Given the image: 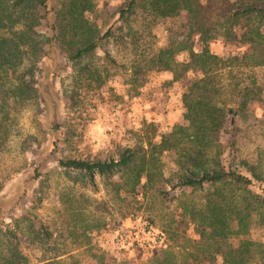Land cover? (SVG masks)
Listing matches in <instances>:
<instances>
[{"label":"trees","instance_id":"16d2710c","mask_svg":"<svg viewBox=\"0 0 264 264\" xmlns=\"http://www.w3.org/2000/svg\"><path fill=\"white\" fill-rule=\"evenodd\" d=\"M93 12V0H0V151L15 114L41 96L38 64L52 47L85 81L100 83L109 68L121 67L128 74L130 99L150 73H169L172 83H183L184 112L159 141L154 125L144 122L135 148L116 158L61 157L57 169L75 174L86 187H95L96 176L117 177L111 184L126 199L142 194L167 200L175 192H199L205 208L196 211L179 200L177 214L199 238L179 232L178 256L165 243L151 257L154 264H252L253 247L263 259L264 239L254 234L264 231V169L239 149L264 138V0H124L101 24L92 21ZM42 22H48L51 36L40 32ZM159 26L166 31L165 44L154 46L152 31ZM110 44L130 55L127 65L117 64ZM96 58L104 66L91 69L88 63ZM225 70L229 82L223 93L219 74ZM66 107L73 110L76 104ZM165 156L170 166L163 163ZM33 201L31 208L37 209L40 200ZM60 205L65 225L83 211L72 198H60ZM135 209L127 204L123 218L135 216ZM31 218L27 212L11 220L0 264H30L19 248V225L26 221L38 245H48L52 233L44 226H39L42 234L34 230ZM94 224V229L105 226ZM165 233L177 241V227ZM213 234L212 245L206 237ZM43 253L35 264H64V252Z\"/></svg>","mask_w":264,"mask_h":264},{"label":"rangeland","instance_id":"374dc122","mask_svg":"<svg viewBox=\"0 0 264 264\" xmlns=\"http://www.w3.org/2000/svg\"><path fill=\"white\" fill-rule=\"evenodd\" d=\"M123 2L93 0L92 21L101 24ZM48 22H42L40 28L46 37L52 34ZM152 34V45L165 44L163 26ZM107 49L118 65H127L129 54L119 53L113 44ZM185 56L181 54L179 58ZM97 59L88 63L91 69L104 66ZM38 66L42 68V74L37 76L41 96L15 114L9 137L0 151V247L11 220L27 212L31 213L34 230L42 234L39 226H44L52 233L48 245L42 247L34 240L28 221L19 225V248L30 264H35L46 249L64 252L60 258L64 264H154L151 257L165 243L177 255L176 245L182 241L179 232L186 230V236L198 239V231L191 226L187 229L177 214L179 200L189 202L196 211L204 209L205 200L199 192H175L167 200L142 194L126 199L111 184L117 177L96 176L95 187H86L75 174L63 173L56 167V160L61 157L116 158L122 150L135 148L139 143L144 122L154 125V141H159L160 135L182 121L183 83H172L169 73L152 72L138 94L130 99L128 74L121 67L109 68V76L101 75L100 83L96 79L85 81L56 47ZM228 77L227 70L219 74L223 93ZM70 103H75L76 108L67 109ZM239 150L240 155L258 161L264 169V138L243 143ZM162 160L165 166L171 165L169 156ZM33 197L40 200L37 209L31 208ZM60 198H72L77 207L83 208L75 223L65 225L68 219L62 216ZM127 204L136 208V215L123 218ZM95 221L104 222L105 226L94 229ZM176 227L179 235L173 243L165 232ZM214 237L215 234L207 236V242L213 245ZM263 237L261 229L254 234V238ZM250 251L252 264L262 263L264 257L260 260L259 250L253 247Z\"/></svg>","mask_w":264,"mask_h":264}]
</instances>
